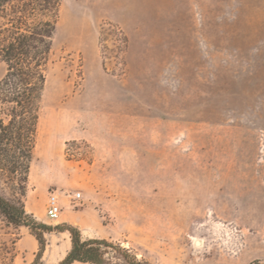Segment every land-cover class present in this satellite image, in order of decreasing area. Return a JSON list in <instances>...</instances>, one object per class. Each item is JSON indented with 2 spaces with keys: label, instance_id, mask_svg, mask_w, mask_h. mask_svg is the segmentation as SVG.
<instances>
[{
  "label": "rangeland",
  "instance_id": "1",
  "mask_svg": "<svg viewBox=\"0 0 264 264\" xmlns=\"http://www.w3.org/2000/svg\"><path fill=\"white\" fill-rule=\"evenodd\" d=\"M53 41L25 195L0 194L144 264H264V0H60ZM37 252L0 214V264Z\"/></svg>",
  "mask_w": 264,
  "mask_h": 264
},
{
  "label": "trees",
  "instance_id": "2",
  "mask_svg": "<svg viewBox=\"0 0 264 264\" xmlns=\"http://www.w3.org/2000/svg\"><path fill=\"white\" fill-rule=\"evenodd\" d=\"M59 7L60 0H0V59L7 67L0 80V175L21 196L26 192L47 74L53 63ZM0 214L8 223L28 229L37 241L32 264H41L45 236L54 232L68 233L71 242L57 264H144L105 239L83 240L81 231L69 223L51 226L38 221L21 200L10 201L0 194Z\"/></svg>",
  "mask_w": 264,
  "mask_h": 264
},
{
  "label": "built area",
  "instance_id": "3",
  "mask_svg": "<svg viewBox=\"0 0 264 264\" xmlns=\"http://www.w3.org/2000/svg\"><path fill=\"white\" fill-rule=\"evenodd\" d=\"M81 194H78V198H80ZM62 213V205L59 201V197L55 192H51L46 206V216L50 220H56Z\"/></svg>",
  "mask_w": 264,
  "mask_h": 264
},
{
  "label": "crops",
  "instance_id": "4",
  "mask_svg": "<svg viewBox=\"0 0 264 264\" xmlns=\"http://www.w3.org/2000/svg\"><path fill=\"white\" fill-rule=\"evenodd\" d=\"M71 222H72V223H75V220H72ZM63 234H66V233H63ZM70 243H71V242H70Z\"/></svg>",
  "mask_w": 264,
  "mask_h": 264
},
{
  "label": "bare ground",
  "instance_id": "5",
  "mask_svg": "<svg viewBox=\"0 0 264 264\" xmlns=\"http://www.w3.org/2000/svg\"><path fill=\"white\" fill-rule=\"evenodd\" d=\"M71 244V243H70Z\"/></svg>",
  "mask_w": 264,
  "mask_h": 264
}]
</instances>
